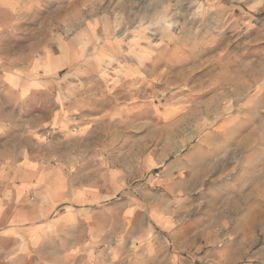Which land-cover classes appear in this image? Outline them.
Returning <instances> with one entry per match:
<instances>
[{
	"label": "rangeland",
	"instance_id": "1",
	"mask_svg": "<svg viewBox=\"0 0 264 264\" xmlns=\"http://www.w3.org/2000/svg\"><path fill=\"white\" fill-rule=\"evenodd\" d=\"M160 2L140 9L137 0H59L50 9L23 0L15 11L0 3V92L13 104L44 101L31 114L0 105L2 155L16 147L30 155L20 153L19 169L0 173L13 187L32 182L12 209L27 227H6L36 232L20 264H181L187 252L180 249L193 239L183 226L206 231L233 206L224 196L206 216L190 218L172 196L181 177L145 145L157 123L171 128L173 145L179 137L210 146L233 135L242 119L243 143L264 144V84L247 64H232L237 53L227 38L207 30L172 28L176 38L165 43L179 62L160 59L165 45L154 47L152 32L164 34L137 27ZM223 3L177 0L181 16L174 19L202 26ZM145 111L151 120L133 121L141 135L120 133L122 123ZM2 194L11 202L16 192ZM253 199L264 203L259 193Z\"/></svg>",
	"mask_w": 264,
	"mask_h": 264
},
{
	"label": "clouds",
	"instance_id": "2",
	"mask_svg": "<svg viewBox=\"0 0 264 264\" xmlns=\"http://www.w3.org/2000/svg\"><path fill=\"white\" fill-rule=\"evenodd\" d=\"M42 3L52 9L59 0H41ZM137 3L140 9L153 6L152 0H137ZM218 7L220 11L202 26L193 20H186L185 25H181L179 19H174L181 16L177 0H161L151 15L145 12L140 17L137 27L142 32L157 29L164 34L157 36V32H152V37L159 40L154 47L159 49L160 44L165 45L159 58L168 61L169 66L179 62L175 51L165 43L176 38L177 34L171 32L174 27L183 28L186 34H192L194 30L200 35L207 30L217 37L227 38L232 51L237 53L232 64H247L253 68L249 75L264 84V0H224ZM43 103V98L37 96L13 104L10 96L0 92V105L11 104L25 114L39 111ZM151 119L148 111L137 113L122 123L119 131L128 139L139 136L138 125L133 121ZM247 126L246 120H240L233 135L215 137L216 142L209 146L203 141L187 143L179 137V142L173 145L169 140L174 135L171 128L159 123L153 125L154 135L145 147L160 165L166 164L167 170L181 177L172 185V196L187 206L183 211L198 220L224 196H228L233 205L211 229H199L195 223L183 226L193 239L180 249L187 252L181 264H264V203L258 204L253 199L259 193L264 201V144L252 147L243 143L242 135ZM153 144L157 147H152ZM221 173L222 178L216 179ZM153 192L163 194L159 188ZM224 207L229 205L224 204ZM257 215L261 218L259 222ZM145 264H148L147 260Z\"/></svg>",
	"mask_w": 264,
	"mask_h": 264
},
{
	"label": "crops",
	"instance_id": "3",
	"mask_svg": "<svg viewBox=\"0 0 264 264\" xmlns=\"http://www.w3.org/2000/svg\"><path fill=\"white\" fill-rule=\"evenodd\" d=\"M23 1V0H22ZM21 0H0V3L5 5L6 8H11L13 11L16 10V7L19 3L22 2ZM12 12V11H11ZM1 56V54H0ZM3 56V54H2ZM5 120L0 119V124L4 123ZM10 151V154L5 157L2 155L3 153V145H0V173L5 174L6 172L8 174L13 173L12 169H19V167L15 166V164L18 162L22 156L20 153L27 156V158L30 157L29 151H26V149L22 152L20 151ZM5 159L7 160L5 163L2 161ZM23 158V157H22ZM27 171V170H26ZM30 181V179H29ZM29 181L21 182L20 184L15 183V187H13V183L8 180L1 178L0 179V264H20L18 261V256L21 255V253L27 252V251H33V248L29 245L32 244L31 239L34 238L35 231L34 229L31 230H20V229H12L8 230L7 226H13L18 225V227L25 228L27 226H22L20 221L17 220L16 216H13L14 213H12L13 207L16 206V200L18 202L17 206H19V202L21 200L23 191H25L27 188H29L30 184ZM23 183V184H22ZM28 183V184H27ZM6 190H14L16 192L15 198L12 199L11 202L4 199V195L2 192ZM15 217V218H14ZM10 240V245L5 246L4 240ZM11 259H8V258Z\"/></svg>",
	"mask_w": 264,
	"mask_h": 264
}]
</instances>
